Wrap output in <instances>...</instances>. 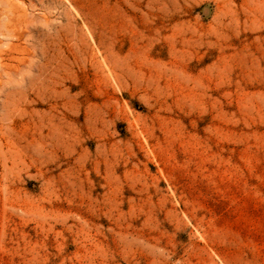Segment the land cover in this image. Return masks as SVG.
I'll list each match as a JSON object with an SVG mask.
<instances>
[{
  "label": "rangeland",
  "instance_id": "obj_1",
  "mask_svg": "<svg viewBox=\"0 0 264 264\" xmlns=\"http://www.w3.org/2000/svg\"><path fill=\"white\" fill-rule=\"evenodd\" d=\"M0 264H264V0H0Z\"/></svg>",
  "mask_w": 264,
  "mask_h": 264
}]
</instances>
